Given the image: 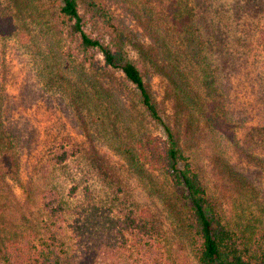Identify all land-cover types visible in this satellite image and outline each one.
<instances>
[{"label":"trees","instance_id":"16d2710c","mask_svg":"<svg viewBox=\"0 0 264 264\" xmlns=\"http://www.w3.org/2000/svg\"><path fill=\"white\" fill-rule=\"evenodd\" d=\"M121 1L144 25L148 43L134 44L108 7L114 0H7L6 7L0 3V37L33 47L37 36L51 46L66 39L82 70L125 76L164 133L140 136L139 157L185 201L183 241H170L148 209L118 196L103 202L80 195L77 186L65 190L53 172L76 156L69 150L50 153L35 190L21 184V204L13 187L22 181L20 157L0 120V264H264V200L226 161L220 138L233 137L189 0ZM256 44L264 65V24ZM131 46L139 47L135 60ZM147 75L166 82L172 116L154 98ZM57 81L72 99H82L68 78ZM203 141L209 169L194 153ZM205 169L215 178L211 184Z\"/></svg>","mask_w":264,"mask_h":264},{"label":"rangeland","instance_id":"374dc122","mask_svg":"<svg viewBox=\"0 0 264 264\" xmlns=\"http://www.w3.org/2000/svg\"><path fill=\"white\" fill-rule=\"evenodd\" d=\"M0 3L8 5L7 0ZM189 3L206 42L207 62L217 70L223 118L233 137L220 138L226 161L264 200V65L254 53L264 24V0ZM108 4L134 44L149 42V33L126 4L121 0ZM34 41L36 47L0 37V120L20 157L22 181L13 184L18 201H26L21 184L34 190L39 186L50 153L69 150L76 156L53 172L65 190L77 186L80 195L93 200L109 202L118 196L148 209L167 238L179 244L187 205L165 174L140 160V136L164 133L141 108L135 88L119 71L89 74L82 70L81 61L73 58L74 44L66 39L52 46L41 36ZM138 48H128L134 60ZM60 76L69 79L82 99L71 98L57 81ZM147 82L161 108L172 116L164 97L166 82L155 75H147ZM204 143L194 153L199 155V165L209 169V148ZM205 171L211 184L215 178ZM30 212L34 222L35 211Z\"/></svg>","mask_w":264,"mask_h":264}]
</instances>
